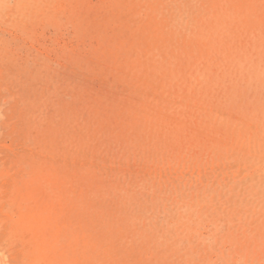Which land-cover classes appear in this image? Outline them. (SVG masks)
I'll return each mask as SVG.
<instances>
[{
  "label": "rangeland",
  "instance_id": "obj_1",
  "mask_svg": "<svg viewBox=\"0 0 264 264\" xmlns=\"http://www.w3.org/2000/svg\"><path fill=\"white\" fill-rule=\"evenodd\" d=\"M0 264H264V0H0Z\"/></svg>",
  "mask_w": 264,
  "mask_h": 264
}]
</instances>
